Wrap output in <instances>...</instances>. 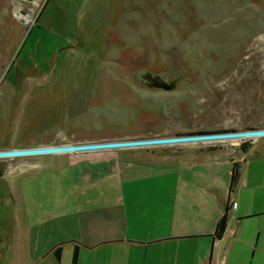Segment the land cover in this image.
Segmentation results:
<instances>
[{"label":"rangeland","instance_id":"1","mask_svg":"<svg viewBox=\"0 0 264 264\" xmlns=\"http://www.w3.org/2000/svg\"><path fill=\"white\" fill-rule=\"evenodd\" d=\"M251 128H264V0H0V150ZM107 150L0 159V264L35 263L36 228L82 206V170L114 163ZM110 150L238 162L232 228L244 264H264V136Z\"/></svg>","mask_w":264,"mask_h":264},{"label":"crops","instance_id":"2","mask_svg":"<svg viewBox=\"0 0 264 264\" xmlns=\"http://www.w3.org/2000/svg\"><path fill=\"white\" fill-rule=\"evenodd\" d=\"M107 151L114 163L82 170V206L57 209L36 228L34 264H73L74 252V264H244L242 229L231 220L239 205L230 191L233 160L219 173L216 161Z\"/></svg>","mask_w":264,"mask_h":264},{"label":"water","instance_id":"3","mask_svg":"<svg viewBox=\"0 0 264 264\" xmlns=\"http://www.w3.org/2000/svg\"><path fill=\"white\" fill-rule=\"evenodd\" d=\"M145 83L151 87L171 90L175 87V81L167 82L160 77H153L151 74H145ZM264 136L262 129H246L233 131H218L210 133H193L173 136H156L151 138L119 139L106 140L98 142L68 143L61 145H45L26 148H12L0 150V159L11 158L14 156L38 155L48 153H67L90 150H103L113 148H131L142 146H153L162 144H176L196 141H213L224 139H244L258 138Z\"/></svg>","mask_w":264,"mask_h":264},{"label":"trees","instance_id":"4","mask_svg":"<svg viewBox=\"0 0 264 264\" xmlns=\"http://www.w3.org/2000/svg\"><path fill=\"white\" fill-rule=\"evenodd\" d=\"M199 133H204V132H199ZM193 134V133H192ZM241 151L245 152L249 148V144L247 142L241 143ZM239 173H238V162H233L232 164V171H231V183H230V191L234 189L235 184L238 181ZM226 223H227V213L225 212L221 218L218 220L216 229L214 232V237L215 238H220L222 233L224 232L226 228ZM55 253H59V248L55 250ZM76 261V252L73 254L72 258V263L74 264Z\"/></svg>","mask_w":264,"mask_h":264},{"label":"flooded vegetation","instance_id":"5","mask_svg":"<svg viewBox=\"0 0 264 264\" xmlns=\"http://www.w3.org/2000/svg\"><path fill=\"white\" fill-rule=\"evenodd\" d=\"M0 176H1V173H0Z\"/></svg>","mask_w":264,"mask_h":264}]
</instances>
